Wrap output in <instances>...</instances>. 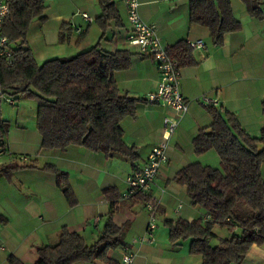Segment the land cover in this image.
<instances>
[{"label":"crops","instance_id":"0c3cea01","mask_svg":"<svg viewBox=\"0 0 264 264\" xmlns=\"http://www.w3.org/2000/svg\"><path fill=\"white\" fill-rule=\"evenodd\" d=\"M80 1L86 9L77 11L73 23L66 22L72 28L69 42L58 41L60 27L57 36H45L48 30L45 24L32 22V28H39L40 36H27V43L37 63L55 57H70L97 43L107 51L128 49L137 52V48L127 41L131 27L124 0H113L123 25L112 24L104 35L96 22L101 7L96 11L90 6L93 0ZM137 1L140 17L156 26L161 42L167 48L179 41L201 40L204 44L203 48H192L195 64L181 66L180 91L187 109L178 117L177 129L168 137L163 120L174 119L177 115L165 105L145 101V96L155 89L160 73L153 58L136 54L129 68L114 73L120 91L140 99L135 115L120 122L124 142L137 153L133 163L119 154L107 157L77 145L43 150L37 128L38 136L31 140L29 135L34 134L22 132L21 143L16 147L23 154L19 162L36 160L38 165L51 163L66 171L76 204H68L52 173L22 168L14 172L11 180L0 176V214L6 218L5 223H0V264H8L9 254L25 264H34L38 260L36 248L55 244L64 226L79 233L87 244L94 243L103 232L111 205L104 189H112L116 195L117 210L112 221L124 228L123 245L107 253L115 264H125L123 247L132 254L131 264H202L201 255L189 252L190 239L179 240L174 246L169 241L167 220L182 218L190 222L209 217L204 209L191 203L186 188L173 177L191 163L220 167V158L214 149L197 155L192 145L198 130L212 122L207 105L202 103L203 96L213 99L216 107L232 113L249 135H260L264 127V0L259 1L262 18L251 15L244 0H229L239 29L225 33L218 46H213L207 27L189 21V0ZM91 9L93 15L89 13ZM81 12H86L93 20H84ZM76 27H80L81 32ZM163 144H166L168 161L159 168L151 187L143 193L121 198L127 189L126 177L130 171L146 160L154 146ZM10 149L15 150L5 143L0 147V164L14 160L9 153L1 154V150L8 152ZM261 173L264 177V163ZM147 199L155 202V215L164 220V225H156L153 229V241L140 242L139 238L147 235L150 218L145 206ZM229 236V232L222 237L216 234L212 241L217 244ZM75 264L108 263L96 260ZM239 264H264V244H253Z\"/></svg>","mask_w":264,"mask_h":264},{"label":"trees","instance_id":"16d2710c","mask_svg":"<svg viewBox=\"0 0 264 264\" xmlns=\"http://www.w3.org/2000/svg\"><path fill=\"white\" fill-rule=\"evenodd\" d=\"M248 12L262 18L260 0H244ZM101 14L96 22L103 35L112 24L122 26V19L113 0H97ZM10 13L3 25L9 39L13 61H0V84L5 94L14 98L27 95L37 99V129L43 150L64 149L77 145L105 156L119 154L133 163L137 153L123 140L120 122L133 117L140 99L122 93L114 73L131 66L138 54L128 49L107 51L99 44L70 57H55L37 63L27 43V33L35 17L42 19L45 8L42 0H10ZM189 21L207 27L213 46L221 45L223 35L239 29L229 0H189ZM72 28L60 27L58 41L69 42ZM80 38V37H79ZM168 53L180 66L195 64L186 41L168 47ZM1 100V99H0ZM212 118L209 126L198 130L192 139L194 152L199 155L214 149L220 158L221 169L191 163L179 169L173 180L184 186L193 205L205 210L208 219L167 220L169 241L190 239L189 252L202 257V264H239L253 244H264V127L258 137L249 135L236 117L215 105H207ZM264 113V102H262ZM8 124L0 114V147L4 146ZM22 168L40 169L57 178L68 204H76L66 171L51 163L38 165L36 160L19 162L14 159L0 164V176L11 180ZM104 189L111 201L107 222L102 234L87 244L77 232L62 227L57 242L36 248L34 264L93 263L96 260L115 264L107 253L123 245V227L112 221L117 210L116 195ZM136 195V194H135ZM148 200V199H147ZM6 218L0 214V223ZM220 226L230 233L217 244L213 228ZM8 264H25L13 254Z\"/></svg>","mask_w":264,"mask_h":264},{"label":"built area","instance_id":"2783aa9c","mask_svg":"<svg viewBox=\"0 0 264 264\" xmlns=\"http://www.w3.org/2000/svg\"><path fill=\"white\" fill-rule=\"evenodd\" d=\"M53 1V0H42ZM175 1V0H167ZM126 4V17L130 24V33L127 41L137 48V53L141 56H149L154 59L160 73L159 81L155 89L145 96V101L149 104H162L171 108L176 118H164L163 128L165 134L171 136L178 126V117L187 109V102L180 91L181 66L179 62L168 53V48L164 46L157 33V28L153 24L145 22L138 13L137 0H124ZM10 0H0V61L7 64L13 61V52L7 36L3 33V25L10 13ZM82 18L88 22L93 19L86 12H81ZM81 32L80 27H76ZM190 48H203L201 40L187 41ZM0 99H5L8 103L14 104V98L4 93L0 84ZM202 103L213 105L215 102L208 96L202 97ZM2 152V151H1ZM168 161L166 154V144L154 146L148 154L146 160L134 167L126 177L127 189L121 194V198H129L138 193L147 191L153 182L159 168ZM149 211V222L147 235L139 238V241H153V229L156 227L155 202L148 200L145 204ZM208 219V217L206 218ZM3 248V246H1ZM128 248L123 247L122 261L131 264L133 257L128 252Z\"/></svg>","mask_w":264,"mask_h":264},{"label":"rangeland","instance_id":"374dc122","mask_svg":"<svg viewBox=\"0 0 264 264\" xmlns=\"http://www.w3.org/2000/svg\"><path fill=\"white\" fill-rule=\"evenodd\" d=\"M93 1V4H90V6L96 11H100V7L97 1ZM44 6L45 8L42 12V19H40L39 17H35L32 22H40L41 25L45 24L46 29H48L45 36H57V29L59 27L66 24V22L73 23V21H75V19L77 18L75 16L77 14V11L86 9L84 2H81L80 0L46 1L44 2ZM91 11H89V13L93 15L92 13L94 12L92 9ZM58 15H61L60 18H58ZM32 22L30 24L27 36H40L38 31L39 28H32ZM37 107V99L27 95H19L18 98L15 99L14 105L8 103L5 99L0 100V114L2 119L8 124L5 145H12V147L15 149H10L11 151L8 150V152L1 150V154L8 155L6 153H9L11 156H14L13 159H16L18 161L21 160L23 154H21L16 147H18L21 143L20 141L22 132H29L28 134H34L32 136L29 135V140H31L32 138L34 139L35 136H38L36 130ZM23 127L26 128L25 130L21 131L20 129H22ZM33 127L35 128V132L33 131ZM22 160L25 161L24 159ZM218 169H221V165ZM156 217V225H164V220L158 218V215H156ZM214 231L218 237H222L223 235L228 233L226 228H222L220 226H216L214 228ZM214 242V240L211 241V244H214Z\"/></svg>","mask_w":264,"mask_h":264}]
</instances>
